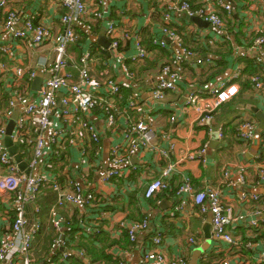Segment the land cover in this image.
<instances>
[{"label": "crops", "instance_id": "0c3cea01", "mask_svg": "<svg viewBox=\"0 0 264 264\" xmlns=\"http://www.w3.org/2000/svg\"><path fill=\"white\" fill-rule=\"evenodd\" d=\"M7 1L8 9H14L20 14L13 31L19 29L26 19H30L35 25L49 27L55 33L62 30L60 19L65 11L59 6L58 0ZM176 1L178 0H103L98 4L97 0H85L86 17L73 24L77 41L68 48V56L77 62L83 53L90 52L89 70L94 85L89 89L97 96L107 97L108 90L103 86L106 79L121 86L120 95L115 102L117 113L114 126L107 130L104 128V115L100 109L86 116V120L91 122L100 137V149L96 158L91 146L84 155L77 146L69 148L67 154L52 165L51 170L40 166L30 171L28 162L31 151L27 155L18 153L27 164L28 174L39 175L44 172L59 184L63 192L70 191L69 181L75 179L84 191L99 197L101 203L94 208L71 205L60 208L58 212L67 224L57 237L50 227L49 210L60 197L52 188L41 189L35 202L26 207L28 224L37 219L41 225L33 239L31 264L77 263V257L63 262L58 261L59 255L52 257L51 244L56 240L54 237L60 241H68V238L72 240L73 250L66 246L67 242L64 250L74 253L83 251L92 264H142L144 245L145 249H151L149 237L153 232L162 234L160 250L164 253L167 264L177 257H182L185 264H192L193 252L205 243L202 227L208 214H200L190 200L184 211L178 210L176 192L186 178L191 181L195 190L205 187L219 190L223 201L231 204L242 215L249 214L250 210L259 206L252 203L242 205L238 199L242 193L261 197L263 202L260 207L264 208V181L259 172L260 168L264 169V130L259 132L260 121L249 110L251 107L256 108L264 116V94L257 92L250 82L253 76L264 80V63L253 59L255 72L249 76L243 73L237 84L238 94L215 110L212 127H224L225 137L222 141L215 138L213 133L209 134L205 127L197 126L198 113L186 104L185 99L190 92L210 96V90L215 84L248 67L246 59L252 60V57H248L251 54L247 43L258 34L264 36V0H225L230 2L232 11L222 15L224 25L218 31L211 27L199 28L184 15H175L172 27L182 43L195 51L196 58L188 61L184 67V75L175 82L177 91L168 92L162 101L153 103L149 99L150 90L160 78L161 67L176 54L177 49L171 41L167 43L166 49H162L153 46L151 40L163 26L159 13L161 8ZM187 1L193 8H198L210 0ZM111 22L138 33L149 53L148 58L135 63L113 55L108 48L109 40L106 35V28ZM198 33H206L216 42L213 46L207 45L206 40L205 44H197L194 37ZM7 35L0 31V43L7 42ZM133 53L134 49H128L125 57L132 56ZM12 57L14 61L0 56V63L10 65L18 64L19 61L26 70L38 75L42 74L41 64L53 59L54 47L51 43L34 46L22 42L16 47ZM71 71L76 77L78 71L75 68ZM28 80L26 75L24 89L35 99L37 91L32 89L35 78L32 82ZM13 82L12 73L0 70V111L8 108V101L13 99L10 87ZM61 97L62 94H59L58 100ZM131 103L134 108L130 106ZM62 109L61 104H58L52 115V122L55 127L64 130L68 128V123H64L62 119ZM13 112L18 115V109L14 108ZM171 118L175 121H171ZM242 119H250L255 124L256 136L249 142L239 141L235 136ZM139 120L149 123L153 128V150L139 146L133 154H125L126 158L116 168L118 176L104 182V174L113 168L110 162L111 150L124 143L128 123ZM79 138L87 145L84 134ZM2 141L3 139L0 144ZM202 148L205 152L200 158L188 159L197 155ZM46 158L45 154L43 163L48 160ZM168 167L175 171L168 188L146 199L144 191L147 184L160 178ZM223 167L230 171V180L233 182L231 185L222 181ZM240 168L244 169L243 183L238 182ZM11 198L8 193H0V240L10 231L13 219ZM36 206L39 208L38 215L33 212ZM144 219L149 221L150 230L148 233H140L137 241L130 242L125 234L116 233L119 223ZM80 221H85L89 226L86 228L96 232L85 235V230L79 226ZM68 224L71 226L68 227ZM232 230L233 235L240 238L241 242L244 238L247 242L256 243L263 236V232H259L254 237L253 232L243 227ZM61 235L64 237L62 240ZM189 238L195 239V245L187 242ZM203 255L207 256L208 264L223 259H229L231 264H264L258 263V258H264V246L260 250L254 248L236 251L226 247L216 251L210 242L209 248L199 255L194 264H201ZM48 258H51L49 263Z\"/></svg>", "mask_w": 264, "mask_h": 264}, {"label": "built area", "instance_id": "2783aa9c", "mask_svg": "<svg viewBox=\"0 0 264 264\" xmlns=\"http://www.w3.org/2000/svg\"><path fill=\"white\" fill-rule=\"evenodd\" d=\"M101 4L103 0H97ZM207 1V0H206ZM59 6L64 9L60 22L63 26L59 33L52 32L49 27L35 25L30 19L23 21L19 29L13 31L14 26L20 19V14L14 9H8L9 1L0 0V31L6 33L7 42L0 43V56H6L9 61H14L12 55L16 52V47L20 43L27 45L41 46L45 43H51L54 47V57L52 60L43 62L40 66V72L45 76L43 82L36 93V98L28 94L24 89V77L28 76V82L37 75L29 72L18 61V64L6 65L0 63V70L5 73H12L14 82L12 87V100L8 101V108L0 111V140L6 136V127L8 121L13 115L14 108L18 109V115L14 122V128L11 135L12 142L20 147L22 155H27L31 151L28 168L34 171L42 166L44 169H52L55 162L61 160L67 154L69 148L80 147L82 154H86L87 148H93L94 157H97L100 149V137L95 129L88 123L86 116L100 109L103 113L104 128L111 129L116 119V98L119 97L121 86L111 79H106L103 86L107 88V97H99L89 89L94 85L89 70L90 52H85L79 60L72 61L68 56V48L77 41L73 24L75 21L86 17L87 8L85 0H58ZM232 6L225 0L208 1L198 8H192L187 0H178L165 5L160 10V16L163 26L160 28L161 34L152 40V45L162 49L167 48L170 41L177 49L176 54L169 59L160 69V78L157 80L153 89L150 90L149 99L154 102H160L168 92L177 91L176 81L184 75V67L190 59L196 58L193 49L185 46L172 27V21L177 14L184 15L185 18L198 17L207 22L209 26L218 31L222 29L224 23L222 15L230 13ZM106 35L109 40V50L113 55L123 57L131 62H142L148 58V51L143 47L138 33L122 28L115 23H109L106 28ZM213 46L216 40L210 38L206 33H198L194 37L197 44L203 43ZM134 49L132 56L125 57L128 49ZM250 56L256 58L257 62L264 63V37L256 35L248 46ZM17 61V60H15ZM72 68H75L77 75L75 77ZM125 70V69H124ZM243 72V71H242ZM241 71H236L225 80L215 84L210 90L208 97L200 93L190 92L186 95V104L194 108L198 113L197 126L205 127L209 134L215 133L217 139L222 141L225 137L223 126L212 127L214 112L217 108L230 102L239 92L238 81L242 77ZM250 82L257 92L264 94V80L258 76H253ZM62 94L60 100L58 95ZM58 104H61L62 119L67 121V129L61 130L55 127L52 122V115ZM130 106L134 108V104ZM171 121H175L171 118ZM84 134V139L88 141L85 145L79 136ZM236 139L242 142H249L256 136L255 124L250 119H242L236 129ZM155 133L152 126L144 121L129 122L127 125L125 141L116 146L110 152V162L112 169L103 176V181L118 176L117 167L122 164L125 154H133L138 147L153 150V141ZM126 144V145H125ZM18 149V148H17ZM47 152V153H46ZM205 150L202 148L197 155L190 156L193 160L200 158ZM47 155L48 159L43 163V158ZM161 155L164 153L161 152ZM204 161V160H203ZM41 164V165H40ZM175 171L168 167L160 178L148 183L144 191L146 199L154 197L157 193L165 191ZM261 180L264 181V169L260 168ZM44 172L39 175L24 174L20 171L9 156L7 150L0 144V193L11 195V212L13 222L10 225V233L0 240V264H31V249L33 239L40 231V221L35 219L28 224L26 219V207L35 202L36 196L41 189L48 187L54 189L60 199L49 210L50 227L56 232L57 236L67 224L58 210L66 205L74 207H96L101 203V199L91 192H86L80 184L74 179L69 181L70 191H62L59 184L51 179ZM244 169L238 170V182H244ZM222 181L227 185L233 182L230 180V171L223 167ZM178 200V210L184 211L187 201L190 200L200 214L211 215L210 242L216 251L226 247L240 251L242 249H258L264 246V208L260 207L263 202L257 195H248L242 193L238 199L242 205L249 203L259 205L250 210L249 214L242 215L235 211L231 204L223 201L219 190L205 187L202 190H195L189 179H183L179 189L176 192ZM37 207V206H36ZM34 214H39V208L34 209ZM35 215V216H36ZM80 228L84 229L85 235H90L93 229H89L85 221H80ZM243 227L251 231L254 237L257 233L263 232V236L256 243L251 241L243 244L241 239L233 235V228ZM116 233L125 234L130 242L137 241L140 233H148L150 230L149 221L144 219L131 223H119L116 227ZM61 235L60 239L64 237ZM159 232H153L149 237L151 249L143 248V263L167 264L164 253L160 250L163 238ZM252 237V238H254ZM65 242L59 239L51 246L52 257L59 255L58 261L63 262L70 258L77 257L83 264H92L83 251L72 252L65 249ZM190 245H195V239L189 238ZM60 251V252H59ZM51 258L47 259L49 263ZM201 264H208V258L203 255L200 259ZM258 263H264V258L259 259ZM121 264V263H119ZM169 264H185L182 257L173 259ZM214 264H231L229 259H223Z\"/></svg>", "mask_w": 264, "mask_h": 264}, {"label": "water", "instance_id": "95a60500", "mask_svg": "<svg viewBox=\"0 0 264 264\" xmlns=\"http://www.w3.org/2000/svg\"><path fill=\"white\" fill-rule=\"evenodd\" d=\"M190 22L194 25H196L199 28H208L210 27L209 24L205 21H203L202 19L198 18V17H191ZM44 76L42 74H38L35 77V81L33 83L32 89L34 91H38L42 82H43ZM254 115H256V117L259 119L260 121V127H259V132H261L262 130H264V116L259 113L257 111L256 108L251 107V109H249ZM17 113H14L6 127V136L4 137L3 141H2V146L7 150L9 156L12 158V160L15 162V164L17 165L18 169L20 171H22L25 174H28V169H27V164L23 161V159L21 158V156L18 153V149L17 146L12 142L11 140V135L13 132V128H14V122L16 120V115ZM213 136L216 138L217 135L215 133H213ZM211 215L208 214L207 216V221L204 223L203 227H202V234L204 237V245L199 248L196 249L193 252V258H192V264L196 263L199 255L203 252L206 251L209 246H210V230H211Z\"/></svg>", "mask_w": 264, "mask_h": 264}, {"label": "trees", "instance_id": "16d2710c", "mask_svg": "<svg viewBox=\"0 0 264 264\" xmlns=\"http://www.w3.org/2000/svg\"><path fill=\"white\" fill-rule=\"evenodd\" d=\"M191 6V5H190ZM192 7V6H191ZM193 8V7H192ZM177 33V32H176ZM159 34H161V32H160V30L158 31V34H156V35H153L152 36V40L154 39V38H156V37H159L158 35ZM259 36H261V34H258ZM255 37V36H254ZM254 37H252L251 38V40L247 43V46H250L251 45V43H252V40L254 39ZM262 37H264V36H262ZM152 40H151V43H152ZM141 43H142V45H143V47L144 48H146L145 46H144V44H143V42H142V39H141ZM237 43H239V42H237ZM126 49H128V48H126ZM252 60H250V59H246L247 60V65L246 66H251V67H245V69L243 70V72L242 73H244V75H251V74H253L255 71H253L254 70V64L253 63H255L254 61H253V59H255V60H257L256 58H254V57H252L251 58ZM253 67V68H252ZM248 70V71H247ZM247 73V74H246ZM98 109H96V111H97ZM10 121V120H9ZM9 121H8V123H9ZM18 148V150L20 151L21 149L20 148H22V145H20V147H17ZM12 222H13V219H12V221H11V224H12ZM71 226V225H70ZM69 226V224H68V227H70ZM70 229H72V228H69V230ZM68 230V231H69ZM9 233H10V231H9ZM9 233H7V234H9ZM57 235V234H56ZM55 236V235H54ZM58 237V236H57ZM54 239H56V240H54L53 241V243L54 242H56L57 241V238L56 237H54ZM72 241V240H71ZM71 241L69 240V238H68V241H66L67 242V244H66V246L68 247V248H70V250H73V246H71ZM248 240H245L244 238H243V240H242V243L243 244H245L246 242H247ZM52 242V241H51ZM52 243V244H53ZM52 244H51V246H52ZM48 252V251H47ZM60 252V251H59ZM77 261V263L76 264H83L82 263V261H80V259H76Z\"/></svg>", "mask_w": 264, "mask_h": 264}]
</instances>
